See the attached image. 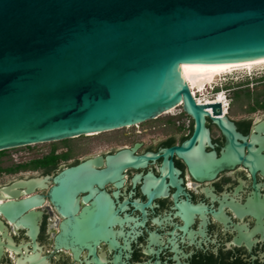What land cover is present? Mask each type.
Wrapping results in <instances>:
<instances>
[{"label": "flooded vegetation", "instance_id": "1", "mask_svg": "<svg viewBox=\"0 0 264 264\" xmlns=\"http://www.w3.org/2000/svg\"><path fill=\"white\" fill-rule=\"evenodd\" d=\"M213 83L198 132L179 105L0 151V264H264V90Z\"/></svg>", "mask_w": 264, "mask_h": 264}, {"label": "water", "instance_id": "2", "mask_svg": "<svg viewBox=\"0 0 264 264\" xmlns=\"http://www.w3.org/2000/svg\"><path fill=\"white\" fill-rule=\"evenodd\" d=\"M257 58L264 0H0V151L179 105L198 132L208 104L195 99L182 64Z\"/></svg>", "mask_w": 264, "mask_h": 264}, {"label": "bare ground", "instance_id": "3", "mask_svg": "<svg viewBox=\"0 0 264 264\" xmlns=\"http://www.w3.org/2000/svg\"><path fill=\"white\" fill-rule=\"evenodd\" d=\"M258 65H264V58L241 62L185 63L181 72L196 96L194 91H204L216 78L243 68L252 70ZM219 98L222 99V94Z\"/></svg>", "mask_w": 264, "mask_h": 264}, {"label": "rangeland", "instance_id": "4", "mask_svg": "<svg viewBox=\"0 0 264 264\" xmlns=\"http://www.w3.org/2000/svg\"><path fill=\"white\" fill-rule=\"evenodd\" d=\"M248 81V86L243 85L237 90H264V65H258L254 67L252 70L250 69H239L236 71H232L229 74H224L215 79L213 85H221L227 84L228 86H234L239 82Z\"/></svg>", "mask_w": 264, "mask_h": 264}, {"label": "trees", "instance_id": "5", "mask_svg": "<svg viewBox=\"0 0 264 264\" xmlns=\"http://www.w3.org/2000/svg\"><path fill=\"white\" fill-rule=\"evenodd\" d=\"M249 82L248 81H246V82H239V83H237L236 85H234V86H241V85H246V84H248ZM233 86V87H234Z\"/></svg>", "mask_w": 264, "mask_h": 264}, {"label": "built area", "instance_id": "6", "mask_svg": "<svg viewBox=\"0 0 264 264\" xmlns=\"http://www.w3.org/2000/svg\"><path fill=\"white\" fill-rule=\"evenodd\" d=\"M192 91V90H191ZM193 93V92H192ZM194 95V94H193ZM194 97H195V95H194Z\"/></svg>", "mask_w": 264, "mask_h": 264}]
</instances>
